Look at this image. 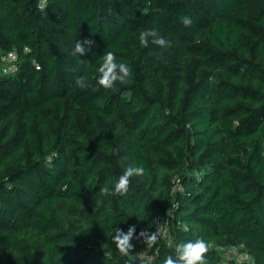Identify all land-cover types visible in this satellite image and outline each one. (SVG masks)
<instances>
[{"label": "trees", "instance_id": "16d2710c", "mask_svg": "<svg viewBox=\"0 0 264 264\" xmlns=\"http://www.w3.org/2000/svg\"><path fill=\"white\" fill-rule=\"evenodd\" d=\"M152 29L166 46H141ZM12 51L15 72L0 61V264H126L113 236L132 226L128 255L157 252L152 264L197 238L264 264V0H0V54ZM108 51L131 75L106 89ZM129 165L144 172L127 191L102 193ZM169 210L185 228L148 248L142 232Z\"/></svg>", "mask_w": 264, "mask_h": 264}, {"label": "clouds", "instance_id": "9594fccd", "mask_svg": "<svg viewBox=\"0 0 264 264\" xmlns=\"http://www.w3.org/2000/svg\"><path fill=\"white\" fill-rule=\"evenodd\" d=\"M193 23L190 17L185 16L183 18V24L189 26ZM152 39V43L166 46L167 40L157 35L154 29L144 30L139 33V43L141 46H147L149 39ZM95 43L92 39H85L83 42L78 40L75 44L74 53L83 56L88 50L89 46ZM98 75L96 77L97 84L103 88H112L117 81L121 84L125 83L131 75L130 66L127 63L120 62L116 58V54L112 51L104 53L100 57V63L97 67ZM83 83V81H81ZM144 172L143 166H133L129 165L123 170L118 178V181L113 185L112 188L104 187L101 192L104 194L111 195L113 193L121 195L127 191L128 185L130 183V178L133 175H139ZM135 232V227H129L127 232H124L119 227L117 228L116 235L113 236L115 241V247L124 255L127 256L133 245L130 241L133 238ZM158 236L154 231L149 235L145 243L148 248H151L157 241ZM208 245L206 241L202 238H197L195 240H188L186 242H179L175 245V254L168 255L164 258L163 264H207L206 253L208 252ZM126 264H129L126 261Z\"/></svg>", "mask_w": 264, "mask_h": 264}, {"label": "built area", "instance_id": "2783aa9c", "mask_svg": "<svg viewBox=\"0 0 264 264\" xmlns=\"http://www.w3.org/2000/svg\"><path fill=\"white\" fill-rule=\"evenodd\" d=\"M45 1L46 0H43V4H45ZM16 59L17 55L13 51L5 54H0V61L4 64V70L6 72L16 71L17 66L14 63ZM179 181V179L176 180V185L179 183ZM175 189L176 186L173 188V190ZM173 217L174 216L172 211L169 210L167 217H163L161 214H158L153 219L154 231L157 233L158 236L157 240L162 241L168 247L174 246L173 239L176 232L175 225L179 228H185V226L180 220L173 221V223H169V219ZM142 235L145 238L148 237V234L145 231L142 232ZM208 246L210 248H213L214 250L221 252V260L216 264H255L254 256L249 251L245 250L243 245L234 244L224 246L210 242ZM155 253L147 251L136 253V262L134 264H152ZM125 260H127L126 257Z\"/></svg>", "mask_w": 264, "mask_h": 264}, {"label": "rangeland", "instance_id": "374dc122", "mask_svg": "<svg viewBox=\"0 0 264 264\" xmlns=\"http://www.w3.org/2000/svg\"><path fill=\"white\" fill-rule=\"evenodd\" d=\"M126 259L130 262V264H134L136 262V254L127 255Z\"/></svg>", "mask_w": 264, "mask_h": 264}]
</instances>
